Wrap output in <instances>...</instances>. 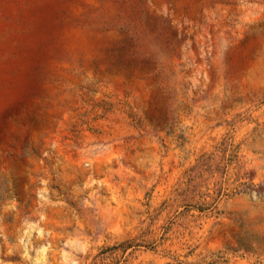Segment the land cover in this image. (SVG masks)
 Instances as JSON below:
<instances>
[{
	"label": "rangeland",
	"instance_id": "rangeland-1",
	"mask_svg": "<svg viewBox=\"0 0 264 264\" xmlns=\"http://www.w3.org/2000/svg\"><path fill=\"white\" fill-rule=\"evenodd\" d=\"M0 264H264V0H0Z\"/></svg>",
	"mask_w": 264,
	"mask_h": 264
}]
</instances>
